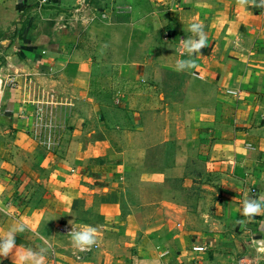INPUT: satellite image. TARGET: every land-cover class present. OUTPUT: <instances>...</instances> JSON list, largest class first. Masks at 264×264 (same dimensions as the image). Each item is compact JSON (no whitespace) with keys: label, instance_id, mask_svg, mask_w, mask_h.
I'll list each match as a JSON object with an SVG mask.
<instances>
[{"label":"crops","instance_id":"1","mask_svg":"<svg viewBox=\"0 0 264 264\" xmlns=\"http://www.w3.org/2000/svg\"><path fill=\"white\" fill-rule=\"evenodd\" d=\"M192 22L203 23L208 47L191 57L197 68L177 72L189 58L177 40L192 36ZM49 134L57 151L48 155ZM97 175L121 189L123 205L104 210L91 255L56 247L58 264H237L242 255L264 264V213L237 223L244 199L264 195V8L0 0V237L27 225L0 264L70 239L36 201L59 195L65 210L70 191L84 193L76 180Z\"/></svg>","mask_w":264,"mask_h":264},{"label":"rangeland","instance_id":"2","mask_svg":"<svg viewBox=\"0 0 264 264\" xmlns=\"http://www.w3.org/2000/svg\"><path fill=\"white\" fill-rule=\"evenodd\" d=\"M111 87L112 85L103 84L100 86V90L104 91L106 95L110 97L109 92L111 91ZM108 102L111 103L113 102L112 97L110 98V100H108ZM48 125L54 127V125L52 124H48ZM56 129L57 128L54 127L53 137L55 139L57 138L56 135L57 136L59 135ZM40 138L41 137L39 136V139ZM44 147L45 150L47 151V153L45 152L46 154H48L51 150H55V148H50L48 145L47 146L44 145ZM55 151H57V149ZM65 154H67V150ZM72 157L74 158L73 155ZM71 173L72 174L76 173V170L75 169L71 170ZM121 181L123 182L122 179ZM81 185H83L84 193L79 192L77 194V191L74 190V191H70V193L65 197L67 201L65 210L63 209V207H60V202L63 198L60 197L59 195L58 196L43 195L41 197H38L39 200L36 201L37 208L42 206L44 208V211L45 209H48L46 212L43 213L44 217L41 218L45 220L46 225L53 227L55 226L56 223V227L60 226V228L66 231L65 233H67L71 229V227H77V224L80 226L90 225L94 227L95 225L103 224V222L105 223L107 219H109L108 217L109 214L104 212L106 207H114L115 204L118 203H120V206L123 205L124 198L122 201L120 200V197L122 198L121 189L119 187L109 188L110 185L107 184V182L102 179V176L99 177V175H97L93 178H91V176H84L83 178L79 177V180H76L73 186L80 187ZM114 195H116L117 199L115 198ZM24 200L26 202V199ZM28 204L27 206H29ZM29 216H30V221H36V219H38V214H36V210L34 209H32V212L29 213ZM64 223H66V225H64ZM67 224L70 226H68ZM51 230L49 231L51 232V236H55L56 234H59L57 232L58 230H56L57 233L55 232V230L54 231ZM60 239L65 242L50 244L51 247L49 251L46 253L48 257V262H46V264H56V263L58 264V258L62 257V254L58 253L59 250L64 253V256H66V258H69L70 254L72 255V253L73 254L76 253L74 252L75 248L74 250H72L70 239H68L64 235H62ZM42 246H45V243L43 244L41 243L40 245L36 244L35 248H39ZM97 246L98 245H94L89 250H85V251L79 250L77 253H79L80 255L81 252H84L85 256L91 255L92 252L96 250ZM56 247H58L59 250ZM81 256L83 255L81 254Z\"/></svg>","mask_w":264,"mask_h":264},{"label":"clouds","instance_id":"3","mask_svg":"<svg viewBox=\"0 0 264 264\" xmlns=\"http://www.w3.org/2000/svg\"><path fill=\"white\" fill-rule=\"evenodd\" d=\"M237 5L242 9L248 6L264 8V0H236ZM188 30L192 33L191 37L182 39L180 41L181 54H186L188 59H178L175 64V71L185 72L197 68L196 62L191 59L194 54H200L201 49L208 47L207 35L204 31L202 22H192L189 24ZM264 213V195L257 198H245L242 207V216L245 219L237 221L239 224L250 222L255 216ZM27 225L18 222L11 227L2 237H0V256L8 257L16 249V235L25 232ZM70 237L72 247L85 251L97 245V229L90 225H81L79 227H71L67 232ZM51 245L45 240V246L34 251L31 248L25 249L23 252H18L16 256V264H45L46 253L49 251Z\"/></svg>","mask_w":264,"mask_h":264},{"label":"built area","instance_id":"4","mask_svg":"<svg viewBox=\"0 0 264 264\" xmlns=\"http://www.w3.org/2000/svg\"><path fill=\"white\" fill-rule=\"evenodd\" d=\"M188 37H191V36H188V35H182V36H180L179 38H178V40H177V51H178V49H181V44H180V41L182 40V39H187ZM242 42V40H241V37H239L238 39H237V43L239 44V43H241ZM178 53L179 54H181V51H178ZM182 55V54H181ZM183 56H186V54H183ZM49 136V137H48ZM48 136H46V137H48V139L46 140V144L47 145H49V146H51L52 145V134H49ZM194 249L195 250H198V251H202V250H205V247L204 246H201V245H198V246H194ZM89 250V249H88ZM237 264H258V258H256V257H253V256H251V255H242L240 258H239V260H238V262H237Z\"/></svg>","mask_w":264,"mask_h":264}]
</instances>
